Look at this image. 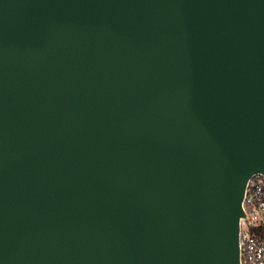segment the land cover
Masks as SVG:
<instances>
[{
  "label": "water",
  "instance_id": "95a60500",
  "mask_svg": "<svg viewBox=\"0 0 264 264\" xmlns=\"http://www.w3.org/2000/svg\"><path fill=\"white\" fill-rule=\"evenodd\" d=\"M264 175V0H0V264H239Z\"/></svg>",
  "mask_w": 264,
  "mask_h": 264
},
{
  "label": "built area",
  "instance_id": "2783aa9c",
  "mask_svg": "<svg viewBox=\"0 0 264 264\" xmlns=\"http://www.w3.org/2000/svg\"><path fill=\"white\" fill-rule=\"evenodd\" d=\"M239 220V264H264V175L247 182Z\"/></svg>",
  "mask_w": 264,
  "mask_h": 264
}]
</instances>
